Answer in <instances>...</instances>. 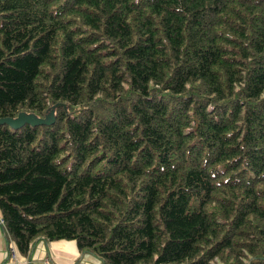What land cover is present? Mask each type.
Segmentation results:
<instances>
[{
  "label": "trees",
  "instance_id": "16d2710c",
  "mask_svg": "<svg viewBox=\"0 0 264 264\" xmlns=\"http://www.w3.org/2000/svg\"><path fill=\"white\" fill-rule=\"evenodd\" d=\"M20 113L51 121L0 125L21 256L264 264V0H0V118Z\"/></svg>",
  "mask_w": 264,
  "mask_h": 264
},
{
  "label": "crops",
  "instance_id": "0c3cea01",
  "mask_svg": "<svg viewBox=\"0 0 264 264\" xmlns=\"http://www.w3.org/2000/svg\"><path fill=\"white\" fill-rule=\"evenodd\" d=\"M9 253L7 259H5ZM0 264H98L92 257L80 255L75 241L57 240L39 242L31 252L30 258L19 254L16 246L6 240L0 226Z\"/></svg>",
  "mask_w": 264,
  "mask_h": 264
},
{
  "label": "water",
  "instance_id": "95a60500",
  "mask_svg": "<svg viewBox=\"0 0 264 264\" xmlns=\"http://www.w3.org/2000/svg\"><path fill=\"white\" fill-rule=\"evenodd\" d=\"M34 116L33 114L20 113L18 114L17 117H14V118H0V125L5 124L13 129H17L24 124H29V125L34 126V125H40V124H49L51 122L48 120V117L50 115L44 118H34ZM53 119L54 118L52 117V120Z\"/></svg>",
  "mask_w": 264,
  "mask_h": 264
},
{
  "label": "rangeland",
  "instance_id": "374dc122",
  "mask_svg": "<svg viewBox=\"0 0 264 264\" xmlns=\"http://www.w3.org/2000/svg\"><path fill=\"white\" fill-rule=\"evenodd\" d=\"M33 116H34V115H33ZM34 118H39V117L34 116Z\"/></svg>",
  "mask_w": 264,
  "mask_h": 264
},
{
  "label": "built area",
  "instance_id": "2783aa9c",
  "mask_svg": "<svg viewBox=\"0 0 264 264\" xmlns=\"http://www.w3.org/2000/svg\"><path fill=\"white\" fill-rule=\"evenodd\" d=\"M1 222V221H0Z\"/></svg>",
  "mask_w": 264,
  "mask_h": 264
},
{
  "label": "clouds",
  "instance_id": "9594fccd",
  "mask_svg": "<svg viewBox=\"0 0 264 264\" xmlns=\"http://www.w3.org/2000/svg\"><path fill=\"white\" fill-rule=\"evenodd\" d=\"M1 223V222H0Z\"/></svg>",
  "mask_w": 264,
  "mask_h": 264
}]
</instances>
